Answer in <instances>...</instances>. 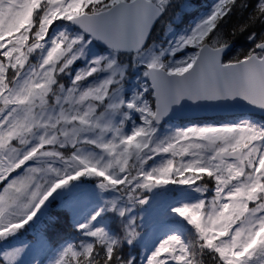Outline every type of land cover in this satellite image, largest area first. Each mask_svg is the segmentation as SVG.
<instances>
[{
	"label": "snow or ice",
	"instance_id": "1",
	"mask_svg": "<svg viewBox=\"0 0 264 264\" xmlns=\"http://www.w3.org/2000/svg\"><path fill=\"white\" fill-rule=\"evenodd\" d=\"M190 2L165 44L152 33L172 0H0V264H22L31 245L10 241L57 199L77 235L48 264H264V119L172 123L264 112V0ZM169 185L164 214L182 219L150 238L137 209ZM89 189L87 212L62 198Z\"/></svg>",
	"mask_w": 264,
	"mask_h": 264
},
{
	"label": "rangeland",
	"instance_id": "2",
	"mask_svg": "<svg viewBox=\"0 0 264 264\" xmlns=\"http://www.w3.org/2000/svg\"><path fill=\"white\" fill-rule=\"evenodd\" d=\"M180 1L182 2V4L188 2V0H180ZM188 8L185 10L187 11ZM199 13H202V12L200 11ZM178 21L179 20L177 17L171 18L170 22H168L167 25L164 26L163 33L157 36L158 43L163 42L166 44L167 38L164 36V33L167 31L170 23H172L171 25L173 27V24H177ZM162 23L163 21L161 22V24ZM189 23H191V21H188L186 23H181L180 26L177 28V30L178 31L182 30L183 28L187 27L188 26L187 24ZM248 47H249V44L245 45L242 50H240L239 48H236L232 52V55H235L241 51H245ZM125 62H127L126 59H125ZM130 72L133 73V76L130 77L128 81L129 85L132 84L135 78V74L138 72V70L130 69ZM253 120L259 121L261 119H253ZM157 162H158V158H157ZM151 163L152 161H149V164ZM168 187L172 189L173 191H170L165 197L158 198L157 200L153 201L151 204L145 206L142 211L138 210L137 212L138 223L140 221V218L142 217L143 223L145 226V231L147 233V236L150 238L161 234L165 230V226H166L165 221H168L170 219L172 220L182 219L178 216H173L170 218L164 214V209L168 206V204L171 203L173 199L179 198V194L176 191L178 186L169 185ZM196 195H199V194L193 193V196H196ZM62 198L63 199H73L75 201V208L77 212H80V211L87 212L91 210V208L97 202L95 195L91 192L90 189L87 191L66 193ZM210 198L211 197H209V199ZM49 208L53 210H55L56 208L63 209L61 200L60 199L54 200L52 204L49 205ZM71 215L72 214L70 212L67 213L64 210L62 212V216L65 219L67 218L70 221H72ZM53 219H55L54 215L47 214L41 219V221L37 222L33 227H28L26 231L21 230V235L19 236L18 239L10 241V244L13 246H20L21 244L31 245V247L28 248L27 251L23 254L22 264H37V261H39L40 264H48V259L44 261V258H43V256L45 255V253H47V250L49 248L48 238L45 237L44 231L46 230V228L49 226V223ZM187 227L190 228L189 226ZM70 229L72 230L73 228L71 227ZM42 242L44 244V247L42 250L38 252V250L41 247ZM8 246L9 244L7 243L0 244V248H7ZM142 252H143V249L141 248L138 254Z\"/></svg>",
	"mask_w": 264,
	"mask_h": 264
},
{
	"label": "trees",
	"instance_id": "3",
	"mask_svg": "<svg viewBox=\"0 0 264 264\" xmlns=\"http://www.w3.org/2000/svg\"><path fill=\"white\" fill-rule=\"evenodd\" d=\"M198 2H204L205 0H197ZM209 1V0H208ZM207 1V2H208ZM196 4H198L197 2H194ZM168 12H175V9L171 8L170 11ZM165 18V17H164ZM238 22V19L236 16H233L229 22L228 27L232 26V23ZM256 28L259 29L260 26L256 25ZM235 43L242 44V43H246V37L245 36H239L236 38V40L234 41ZM139 209H137L138 212ZM64 215V214H63ZM55 216V220L56 223L52 224L51 222L49 223V226L46 228V230L44 231L45 236L48 239H51V246L52 249L50 251V255H52V253L55 251L56 247L60 246L61 244L65 243V241H72V239L70 238V235L73 234V232L70 230L69 228V223L67 221V218L64 219L60 214H56ZM66 216V215H65ZM137 222H138V218H137ZM140 248L137 249H128L127 247L125 248V254H127L130 251H133V254H138ZM207 259V258H206Z\"/></svg>",
	"mask_w": 264,
	"mask_h": 264
},
{
	"label": "water",
	"instance_id": "4",
	"mask_svg": "<svg viewBox=\"0 0 264 264\" xmlns=\"http://www.w3.org/2000/svg\"><path fill=\"white\" fill-rule=\"evenodd\" d=\"M235 113H256L258 115L264 116V112H260L259 110L256 109H248L245 106L241 105L236 109H215V108L196 109L190 107V108H186L177 119H193L203 116H213L217 114H235Z\"/></svg>",
	"mask_w": 264,
	"mask_h": 264
},
{
	"label": "flooded vegetation",
	"instance_id": "5",
	"mask_svg": "<svg viewBox=\"0 0 264 264\" xmlns=\"http://www.w3.org/2000/svg\"><path fill=\"white\" fill-rule=\"evenodd\" d=\"M221 120H224L223 122H225V121H230L231 119L230 118H226V117H221V118H204V119H200V120H197V121L214 122V121H221Z\"/></svg>",
	"mask_w": 264,
	"mask_h": 264
}]
</instances>
